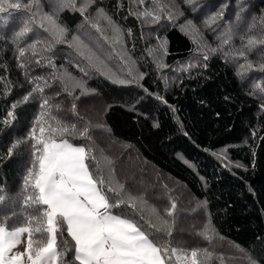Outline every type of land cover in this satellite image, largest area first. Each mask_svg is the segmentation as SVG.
Wrapping results in <instances>:
<instances>
[{
    "label": "trees",
    "instance_id": "16d2710c",
    "mask_svg": "<svg viewBox=\"0 0 264 264\" xmlns=\"http://www.w3.org/2000/svg\"><path fill=\"white\" fill-rule=\"evenodd\" d=\"M166 2L177 18L162 20L157 25H142L135 16L129 15V0H122V8H117V0H96L88 13L90 19L94 18L96 8L103 7L125 30L129 55L136 61L138 71L145 74L139 81L142 87L113 85L91 70L84 76L79 69L86 67V62L67 43L57 44L50 55L54 56L57 67L63 66L73 76L86 80L89 88L97 90L96 94L76 101L79 116L83 117L78 127L91 121L111 130L94 129L91 135L97 146L96 155L100 157L102 150L103 156L113 162L115 180L133 196H143L146 205L155 207L162 216L170 207L169 197L176 203L173 216L166 217L172 229L171 237L147 228L145 220L150 218L147 211L145 220L127 205L113 209L114 214L136 219L158 243L170 239L176 248L189 251L206 248L215 257L223 256V264H249L248 256L264 264V111L261 110L264 97L259 93L249 94L255 83L264 82V72L252 70L241 79L236 71L244 61L231 57L225 60L219 52L210 53L205 61L197 53L192 37L181 30V25L192 20L204 42L216 47L217 36L231 25L234 37L225 51L240 49L241 36L264 35V0H195L192 5L185 4L184 0ZM42 3L44 11L50 12L48 0ZM144 6L150 7L151 0H146ZM180 12L183 15H179ZM218 12H222L223 17L206 26L205 20ZM0 17H3L0 19V76L10 80L13 86L11 95L0 99V117H3L8 107L30 91L32 85L27 82L24 71L17 67L11 43L27 13L10 10ZM59 22L67 27L68 40L72 35H80L102 52H111L109 45L84 22L79 12L65 10L60 13ZM250 25L253 26L251 32L248 31ZM127 29L132 30L131 37L127 36ZM47 37L46 32L34 27L24 43ZM162 40H167L166 56L158 50ZM149 49H156L154 55L167 67L158 70L153 56L148 54ZM262 56L264 45H258L248 54L254 64H258ZM189 61L198 66L181 71ZM110 65L118 69L119 59L113 57ZM51 71L34 62L28 65L33 77L48 78ZM144 89L163 99L148 95ZM44 95L51 97L53 104L62 105L59 112L54 110L55 115L77 123V117L70 111L72 99L61 91L58 82L46 88ZM75 95L79 96V90ZM39 103L36 96L18 109V120L11 128L0 125L3 129L0 156L5 157L0 159V187L10 198L0 205V222L9 217L6 221L9 230L23 226L24 213L31 212V209H23L22 198L17 193L32 157L28 144L18 148L10 158L6 154L14 140L27 135L39 111ZM69 139L77 146L85 143ZM12 199L16 201L14 205ZM112 199L114 202V197ZM205 224L214 228L208 232L210 240L197 234ZM65 241L71 249L67 256L71 264L74 242L66 230L58 237L61 247ZM235 245L244 251H238ZM211 264L221 262L214 258Z\"/></svg>",
    "mask_w": 264,
    "mask_h": 264
},
{
    "label": "snow or ice",
    "instance_id": "6c2138e0",
    "mask_svg": "<svg viewBox=\"0 0 264 264\" xmlns=\"http://www.w3.org/2000/svg\"><path fill=\"white\" fill-rule=\"evenodd\" d=\"M184 2L192 5L195 0ZM95 3L96 0H81L79 4L77 0H48L51 11L46 12L42 0H0V14L10 10H23L27 13V18L22 27L14 33L11 43L15 49L17 67L24 71L27 82L32 85L30 91L8 107L6 115L0 117V125L3 128H11L18 120L17 110L29 104L36 96L40 99L39 111L27 135L14 140L6 154L10 158L22 145H30L31 166L26 170L17 196L22 198L23 209H31V212L24 213L23 226L12 230L6 226L9 217H4V222H0V264H70L67 260L71 251L68 243L65 241L63 247L58 243V237L65 230L74 242L71 264H211L214 258L223 264V256L215 257L206 248H193L190 251L180 249L173 247L170 239L158 243L156 238H150L149 232L145 231L136 219L117 215L112 211L127 205L134 213L140 215L141 220H145L144 212L147 211L150 216L145 220L148 229H154L155 233L167 237L172 235L166 217L173 216L176 203L169 197L170 207L165 209V215L162 216L155 207L146 205L143 196H133L125 190L122 183L115 180L113 162L103 156L102 150L100 157L96 155L97 146L91 135L94 129L109 132L111 130L103 124H93L91 121H85L83 126L78 127V122L83 120V117L79 116L76 101L81 97L96 94L97 90L89 88L86 80L73 76L63 66L57 67L54 56L50 55L57 44L67 43L76 55L86 62L87 66L79 69L84 76H88L91 70L113 85L137 84L142 87L139 81L143 80L145 74L138 71L135 67L136 61L129 55V49L125 46V30L103 7H97L94 18L90 19L88 13ZM145 3L146 0H129V15L135 16L142 25H157L162 20L172 21L177 18V14L166 0H151L150 7L144 6ZM137 5L140 7H136ZM122 7V0H117V8ZM65 10L79 12L84 17V22L94 28L109 45L111 52H102L80 35H72L71 40H68V29L59 22L60 13ZM179 15H183V12ZM222 17L223 13L218 12L210 15L204 23L211 26ZM34 27L42 29L48 37L37 38L25 44V38L33 32ZM252 28L250 25L248 31L251 32ZM181 30L192 37L193 43L197 45V53L202 55L205 61L209 59L210 53L219 52L225 60L231 57L244 61L238 65L236 71V75L241 79L252 70L264 72V56L258 64L248 58V54L258 45H264V35L241 36L240 49L229 48L225 51L226 46L232 44L234 37L231 25L217 36L219 43L216 47L204 42L199 28L192 20H187L185 25H181ZM127 36H132L131 29H127ZM158 50L167 55V40L160 41ZM155 51L157 50L149 49L148 54L153 56L157 69L167 67L154 55ZM113 57L120 61L116 70L110 65ZM33 62L39 67L50 68L52 71L49 77L31 76L28 65ZM197 66L189 61L181 71H189ZM204 66L207 67L206 64ZM57 82L61 91L72 99L70 111L77 117V123L55 115L54 110L59 112L62 105L53 104L52 98L44 95L45 89L51 88ZM0 85V99L11 95L13 86L10 80L0 76ZM77 90L79 96L75 95ZM144 91L148 95H156L147 89ZM257 93L264 97V82L255 83L249 94ZM56 95L59 96L60 93ZM156 98L163 99L159 95H156ZM261 110L264 111V104L261 105ZM157 126L154 124V127ZM69 137L83 140L85 143L74 145ZM4 158L0 156V159ZM101 159L104 161L103 166ZM7 199L10 198L5 194V189L0 187V205ZM12 203H16L15 199H12ZM206 204L205 201L204 205ZM210 230L214 231V228L205 224L204 229L197 234L210 240ZM25 234L27 238L21 252L16 249L21 245ZM235 247L238 251H244L239 245ZM247 259L249 264H259L251 256Z\"/></svg>",
    "mask_w": 264,
    "mask_h": 264
},
{
    "label": "rangeland",
    "instance_id": "374dc122",
    "mask_svg": "<svg viewBox=\"0 0 264 264\" xmlns=\"http://www.w3.org/2000/svg\"><path fill=\"white\" fill-rule=\"evenodd\" d=\"M221 154H223V152H221ZM26 234H25V236L24 237H22V243H21V245H19L18 246V248L16 249V250H18V251H23L24 250V241H26ZM248 260V259H247Z\"/></svg>",
    "mask_w": 264,
    "mask_h": 264
},
{
    "label": "bare ground",
    "instance_id": "6f19581e",
    "mask_svg": "<svg viewBox=\"0 0 264 264\" xmlns=\"http://www.w3.org/2000/svg\"><path fill=\"white\" fill-rule=\"evenodd\" d=\"M247 75H248V74H247ZM156 180H157V179H156ZM168 189H169V188H168ZM162 192H163V191H162ZM149 198H150V197H149ZM145 199H146V198H145ZM146 200H147V199H146ZM152 201H153V200H152ZM152 201H151V202H152ZM159 202H160V201H159ZM155 205H156V204H155ZM166 207H167V206H166Z\"/></svg>",
    "mask_w": 264,
    "mask_h": 264
}]
</instances>
